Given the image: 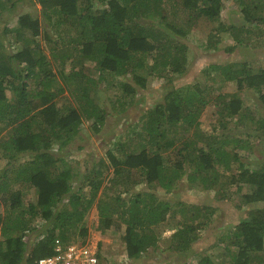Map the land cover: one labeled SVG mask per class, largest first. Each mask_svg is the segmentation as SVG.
Here are the masks:
<instances>
[{"label": "trees", "instance_id": "1", "mask_svg": "<svg viewBox=\"0 0 264 264\" xmlns=\"http://www.w3.org/2000/svg\"><path fill=\"white\" fill-rule=\"evenodd\" d=\"M24 1L40 5L51 31L45 33L48 53L32 11L17 13L16 23L0 32V154L6 159L0 171V264H30L51 254L55 238L69 241L94 203L103 229L121 231L127 257L159 247L160 238L177 256L189 254L196 228L210 222L215 208L150 190L172 191L182 180L219 198L235 183L240 202L253 204L226 233L229 260L198 253L195 264L263 263L264 161L245 163L235 150L264 138V118L253 113L247 121L256 126L244 136L231 130V124L247 126L243 97L203 81L176 85L174 78L187 68L192 25L205 32L202 48L215 49L228 35L233 45L225 49L231 51L249 42L252 28L262 31L264 0H235L242 13L235 23L221 19L223 0H0V19L8 21L6 14ZM212 70L233 80L236 90L259 91L264 106V64L212 62L203 68L209 82ZM157 80L164 82L162 98L112 139L107 182L102 159L83 170L79 160L58 170L57 160L71 141L83 138L82 130L98 133L107 114H123L138 88ZM211 104L212 130L198 120ZM141 183L145 187L137 188ZM166 228L172 231L162 238Z\"/></svg>", "mask_w": 264, "mask_h": 264}, {"label": "rangeland", "instance_id": "2", "mask_svg": "<svg viewBox=\"0 0 264 264\" xmlns=\"http://www.w3.org/2000/svg\"><path fill=\"white\" fill-rule=\"evenodd\" d=\"M26 11H32L38 15L41 23L38 39L42 41L44 51L48 53L49 48L46 47L48 39L45 37V33L51 31V21L43 17L42 8L35 1L33 3L30 1L18 3L9 15L6 14L7 17H10L6 22L4 17H2L0 19V32L4 24L8 27V25L16 23L17 13ZM220 16L225 23L238 22L242 17L240 6L237 5L235 0H223V4L220 6ZM195 27H197V24L192 25L190 28L191 31L186 37V42L189 47L187 68L181 75H177L174 78V82L176 85H179L187 83L188 81H203L205 83H211L216 88V91L243 97V101L247 105V111L251 112H246L248 114V117H245L247 126L231 124L233 126L231 130L240 132V134L245 136V131L250 132L256 126L254 122L252 124L248 122L253 113L259 119L261 117L264 118V106L257 99L259 91L247 87H244L243 90H236L233 80H222L221 74L214 70L211 72L214 80L209 82V78L207 77H210V75H205L203 68L212 62L225 63L231 60L258 61L264 64V26L261 29L262 31L252 28V32L246 38L249 42L245 41L242 44L234 45L231 51L225 49L226 45H233V40L228 35H223L220 38V41L217 43V48H202L200 45L206 40L205 32L193 31ZM27 34L31 35V32L27 30ZM103 83L105 86L106 82L103 81ZM163 86V81L148 82L145 87L138 88L139 90L133 97L135 99L134 102L123 114L116 116L112 112L107 114L104 125L98 133L92 132L89 128L85 131L82 130L83 138L76 137L71 141L67 146V155L57 160L56 165L58 166V170L65 169V167L74 164L75 160H79V162L83 161L80 164V168L83 170L86 168L87 163L102 159L104 162L103 166L105 167L104 173H106L104 182H107V173L112 172V163L109 158L111 156L110 152H108V149H112V139L135 124L146 107L151 106L162 98ZM110 88L111 90L114 89L112 87ZM59 100L62 101V99ZM198 120L202 128L213 129L212 126L216 123V115L212 104L204 109ZM85 124H89V121ZM248 143L247 146L237 148L235 151L238 152L243 162L248 164H261L264 161V138H254L249 140ZM78 144L83 145L82 147H78ZM19 160H24V157H20ZM5 162L6 159L0 154V171L6 167ZM229 185L223 198H219L212 189L207 190L186 185L184 180L179 182L174 190L168 192L159 186L157 188L150 187V190L155 191L158 196L170 199H181L198 204L199 202H204L215 208L210 222L204 227L196 228L198 237L193 242L194 247L192 248V252L189 253L190 251H187L189 254L184 255L180 253V256H177L178 254H174L166 248L168 241L160 238L157 244L159 247L148 248L149 250L138 258L127 257L121 231L114 230L112 227L103 229L99 221V214L95 203L87 210L80 225L77 226L78 228L75 230V233H72L70 240L87 243L92 250L96 251L99 257L98 264H175L177 260L179 262L195 264L198 253L201 255L208 253L216 261L226 263L229 260L227 250L224 248L227 242L226 233L239 221L241 216L245 214V211L253 206V204H242L240 202V194L242 192L235 191V183H230ZM142 187H145L143 183L137 185L139 189ZM247 188L248 186L242 184V191H246ZM239 204L242 207L238 208ZM81 228H84V232H80ZM171 231L169 228L164 229L162 238L169 235ZM214 245H217L219 248H214ZM263 253L262 251L261 254ZM252 264H264V262Z\"/></svg>", "mask_w": 264, "mask_h": 264}, {"label": "built area", "instance_id": "3", "mask_svg": "<svg viewBox=\"0 0 264 264\" xmlns=\"http://www.w3.org/2000/svg\"><path fill=\"white\" fill-rule=\"evenodd\" d=\"M99 257L87 243L80 241L63 242L55 238L53 252L38 257L30 264H98Z\"/></svg>", "mask_w": 264, "mask_h": 264}]
</instances>
